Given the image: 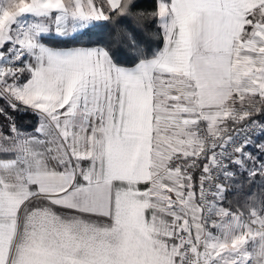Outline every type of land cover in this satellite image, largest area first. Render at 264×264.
<instances>
[{"label": "snow or ice", "instance_id": "obj_1", "mask_svg": "<svg viewBox=\"0 0 264 264\" xmlns=\"http://www.w3.org/2000/svg\"><path fill=\"white\" fill-rule=\"evenodd\" d=\"M0 102V264H264V0H0Z\"/></svg>", "mask_w": 264, "mask_h": 264}, {"label": "trees", "instance_id": "obj_2", "mask_svg": "<svg viewBox=\"0 0 264 264\" xmlns=\"http://www.w3.org/2000/svg\"><path fill=\"white\" fill-rule=\"evenodd\" d=\"M153 2L154 0H141V3L145 7H151ZM152 31L154 32L155 28H153ZM146 39H148L154 47L157 45L159 46L162 45V38L158 39L155 36H148L146 37ZM9 115L11 118L15 119L18 124L24 125V126H31L35 121V118L32 116L31 113L12 112V110L9 109ZM5 123H6V120H4L3 118H0V126H2Z\"/></svg>", "mask_w": 264, "mask_h": 264}, {"label": "crops", "instance_id": "obj_3", "mask_svg": "<svg viewBox=\"0 0 264 264\" xmlns=\"http://www.w3.org/2000/svg\"><path fill=\"white\" fill-rule=\"evenodd\" d=\"M163 43V42H162ZM162 46V45H161Z\"/></svg>", "mask_w": 264, "mask_h": 264}]
</instances>
